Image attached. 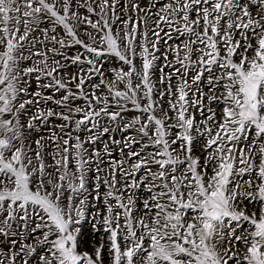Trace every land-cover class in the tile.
<instances>
[{"label": "snow or ice", "instance_id": "6c2138e0", "mask_svg": "<svg viewBox=\"0 0 264 264\" xmlns=\"http://www.w3.org/2000/svg\"><path fill=\"white\" fill-rule=\"evenodd\" d=\"M0 264H264V0H0Z\"/></svg>", "mask_w": 264, "mask_h": 264}, {"label": "rangeland", "instance_id": "374dc122", "mask_svg": "<svg viewBox=\"0 0 264 264\" xmlns=\"http://www.w3.org/2000/svg\"><path fill=\"white\" fill-rule=\"evenodd\" d=\"M116 64H117V62L115 61L114 58H108L105 66L108 68H112V67L116 66Z\"/></svg>", "mask_w": 264, "mask_h": 264}]
</instances>
